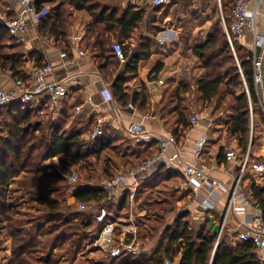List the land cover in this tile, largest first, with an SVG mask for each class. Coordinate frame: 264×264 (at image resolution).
Here are the masks:
<instances>
[{
    "label": "trees",
    "instance_id": "16d2710c",
    "mask_svg": "<svg viewBox=\"0 0 264 264\" xmlns=\"http://www.w3.org/2000/svg\"><path fill=\"white\" fill-rule=\"evenodd\" d=\"M32 1L37 11L45 7L48 10L39 20V33L43 36H52L59 43H66L68 40L71 14L74 11L87 14L86 34L94 38L93 44L97 46L94 54L99 61L104 62L99 67L106 80L109 74L106 71L110 69L113 72L119 65L107 43L109 41L124 43L145 18L144 10L135 9L133 5H126L123 8L122 0ZM235 1L222 0L223 16L227 25H229L228 14ZM163 5L155 6L153 11H160ZM5 14L8 17L15 16L7 12ZM232 44L234 51L224 31L222 20L217 17L205 41L192 47L193 54L204 69L202 77L196 80L195 93L203 107L213 106L219 109L221 114L226 115L227 135L236 140L237 158L239 154L242 158L248 150L251 113L260 115L262 111L254 88L252 53H242L235 39H232ZM153 46V37H141L137 48L122 44L126 63L124 72L135 75L138 62L151 55ZM24 60L19 45L13 41L6 28L0 27V71L8 70L14 77H23L19 69ZM163 66L160 59L156 60L150 69L149 74H153L151 78H155ZM123 82V74L114 75L111 90L113 96L125 106L128 94L124 92ZM188 90V86L178 85L172 92L177 100L173 110L177 113L178 125H181V131L173 133L177 140L182 135L181 132L190 124L180 95ZM136 100H140L141 105L144 104L145 93L143 91L136 93L132 101ZM4 108L5 115L10 117V125L6 134H0V223L8 224L6 237L10 239L11 249L2 264H58L52 257L54 249L66 245L71 253H77L83 246L88 232L97 229L100 223L95 219L94 210H79L75 213L73 210L70 211L71 205L67 203H65L67 210H62L59 193L61 190L63 193L66 190L65 185H60L64 180L63 175L55 170L54 164H48L46 161L58 157L61 159L62 167L66 168L65 166L71 162L68 161L69 159L73 162L85 161L89 156L98 159L103 150H112L115 146L114 139L102 131L101 135L89 142L82 137V128L72 129L70 126L67 129V126L58 121L42 125L40 120L32 117L33 110L19 102L9 103L0 110ZM65 116H67L66 112L63 118ZM262 119L264 121V114ZM146 146L148 145L144 147ZM82 148L84 150H81ZM220 151L223 152H219V157L224 154L223 147ZM153 154L155 153H149L146 158ZM250 158L252 159L249 150ZM164 167V165L159 167L163 173L180 174L179 171ZM115 172L114 168L110 170L105 167L101 174L109 176L107 179L109 180ZM154 174L150 177H154ZM19 175L21 177L18 179V186L14 188L22 190L30 201L36 202L41 207L33 221L20 220L19 210L12 206L9 200L11 181ZM47 180H56L57 183L54 181L46 183ZM165 180L163 182L169 184ZM175 186L168 190L170 197L173 196ZM140 190L138 187L135 196ZM128 192L129 190L124 191L121 201L126 208L129 207ZM103 196L100 187L89 184L77 187L74 192V200L79 203L95 201L101 204ZM251 199L262 209L264 219V189L253 183ZM166 209L163 215L168 216L160 225L152 226L147 232L137 233V238L153 239L161 232L160 245L152 254L137 255L126 252L103 261L102 264H163L165 259L173 261L174 257H178L177 263L173 261L175 264H263L256 257L252 242L246 241L231 249L228 241L221 237L215 245L217 234L209 231L208 221L204 220L202 224H198L191 218L189 211L170 215L166 213Z\"/></svg>",
    "mask_w": 264,
    "mask_h": 264
},
{
    "label": "crops",
    "instance_id": "0c3cea01",
    "mask_svg": "<svg viewBox=\"0 0 264 264\" xmlns=\"http://www.w3.org/2000/svg\"><path fill=\"white\" fill-rule=\"evenodd\" d=\"M127 5H133L135 9L144 10L145 14L151 12L152 26L143 27L142 24L137 26L129 39L125 40L123 45H129L130 48H137L141 37H153L154 43L163 44V52H159L155 46L152 47L151 55L144 60L138 62V68L135 75L124 72L125 71V59L119 60L112 49V45L117 41H109L108 47L110 48L113 58L118 61L119 65L115 71L110 69L107 80L103 77L99 65L104 63L99 61L95 56L97 46L93 44L94 38L87 36V14L74 11L69 20L68 26V40L66 43H59L52 36H43L38 31L39 20L32 19L29 15H25L26 27L19 33L17 37H13L19 47L20 52L24 57V62L19 69L23 78L26 80L29 77V72L36 67H40L44 64H50L52 70L47 74L48 81H64L67 86V94L60 98L57 104V110L53 111L55 118L52 121L35 118L40 120L42 125L47 122L58 121L62 125L67 126L69 129L82 128V137L91 142L88 137V133L96 126L101 125L102 131L108 133L114 142H122L124 140L131 141L133 159H113V156L105 153L109 149L103 150L100 156H110L108 158L109 163H113L115 171L120 168H124L127 165L130 167L136 166L142 159L146 158L149 153H156L159 151V137L169 135L178 131H181V125L177 123V113L174 109L176 106V98L172 95L173 90L178 85H186L189 90L181 95V103L184 105L188 116L193 112L194 108H199L197 124H192L188 117L189 127L182 131L178 142V148L180 150L181 159L186 163L195 162L193 156L194 140L199 138L202 133H207L209 136V142L205 146L203 155L200 161L206 166L207 172L210 176L215 177L230 189L234 183V180L239 176V163L241 161V155L236 158V161L227 160L225 157L226 151L234 149L236 154L238 152L236 140L229 137L226 132V121L228 118L226 115L221 114L219 109L213 108V106L203 107L202 103L197 100L196 97V80L202 77L204 69L199 63L197 57L192 52L193 45L204 42L212 23L217 16L221 18L219 8L215 0H166L160 11H153L155 6L151 5L150 0H125ZM181 1V3H179ZM124 0L121 2L123 6ZM215 4L214 9L210 8ZM48 6L50 4H47ZM180 6V7H179ZM209 8L211 11H208ZM249 8L256 10V31L258 34L264 35V2L261 0H250ZM24 9L19 0H11L10 5L6 7L5 11L9 14L20 13ZM47 9V8H46ZM190 9V10H188ZM223 10V9H222ZM230 14V13H229ZM228 14V17H229ZM156 19V20H155ZM160 20L163 21L161 28L158 27ZM201 33V34H200ZM240 47V51L260 52V48H254V35L253 31L245 27L243 35L239 39H235ZM121 44V45H122ZM186 49L188 54L194 57L199 65L200 72L195 75L193 71H187L183 66H178L181 60L186 58L182 49ZM167 51V52H166ZM64 52L65 57H61L60 54ZM175 54H177L175 56ZM180 58L178 62L174 64L177 58ZM161 60L164 64L163 68L157 74L155 78H151L153 74L150 73V69L156 60ZM174 60V61H173ZM120 74L124 75V82L122 84L124 92L128 94V101L125 106H122L119 100L113 96L111 90V82L115 76ZM192 74L195 76L193 77ZM16 77L8 70L0 71V85L5 88H10L13 85V80ZM104 90L107 92L105 93ZM144 92L146 95V101L141 105L140 100L132 101V97L136 93ZM259 105L261 101L264 102V93L260 94ZM47 97L40 96L39 101L34 103H26L29 109H32V116L35 112L46 110ZM261 108V114H264V108ZM42 109V110H40ZM221 110V109H220ZM66 115L63 118V114ZM251 113L250 119V139L248 149L251 152L252 159L250 161L261 160L264 157V121L262 119L263 114ZM192 116V115H191ZM65 119V120H64ZM141 121L144 126L152 132V139L149 142H136L126 131V126L129 123ZM92 124V125H91ZM101 135V134H99ZM117 143V144H118ZM145 145H148L144 147ZM224 150V154L219 157L220 149ZM173 147L166 151V155H171ZM123 156H127L124 154ZM55 158V157H54ZM114 158H117L114 156ZM104 159V157H103ZM199 161V160H198ZM46 162L49 163L47 160ZM128 168V167H127ZM172 171L180 173L170 174L169 172L163 173L160 169L154 175V177H148L147 179L139 181V189H144L146 192L150 190V185L158 183L168 182L181 179L179 185L174 188L173 196L161 198L162 201L155 203L156 206L160 205L161 211L166 208V213L178 214L184 211H189L191 218L197 221L198 224H202L204 220L208 221V229L212 233H218L220 224V213L225 210L228 203L229 195L225 193L223 199L219 201L214 210L210 213L202 214L199 210L198 203L196 202V193L190 188L186 181L180 167L167 168ZM232 171V173H230ZM115 174V173H114ZM168 175V177L166 176ZM167 177V178H166ZM16 180V178H14ZM256 184L264 189V173L257 174L250 166L247 167L245 172L241 176V186L243 192L251 198V185ZM159 185V184H158ZM12 186V183H11ZM10 186V187H11ZM75 192V191H74ZM203 190L200 193L203 194ZM136 198V196H135ZM125 207L120 203H106L104 200L102 205H106L109 218L115 219L119 216L116 214H124L133 216L132 207ZM72 199L74 200V193H72ZM189 200L188 204H185V208L181 207L183 203ZM69 197H67V205L73 203ZM160 200V199H158ZM174 200L173 205L168 206V201ZM252 200V199H251ZM143 201V199H142ZM142 202L138 203L137 207L139 213L143 208H140ZM143 205H147V202H143ZM170 208V210H168ZM168 210V211H167ZM168 215L164 214L163 218H167ZM122 217V216H121ZM120 217V218H121ZM242 215H233L231 221L227 223L222 232L221 237H224L231 249L236 248L238 245L246 242L240 239L239 233L244 231V225L242 224ZM122 223H117L116 236L122 238L124 230L129 227H133L131 223L134 222L130 218L125 219ZM98 223V222H97ZM145 228V232L147 229ZM96 230V229H95ZM94 230V231H95ZM138 232L135 229V233L127 234L126 241H133L134 251L131 252L137 255H150L160 245V234L155 238H137ZM250 242V241H249ZM254 245V244H253ZM255 254L257 253L254 246ZM124 252V253H126ZM122 253V254H124ZM263 259L259 260L264 264V250L262 252ZM173 261L177 263L178 257H174Z\"/></svg>",
    "mask_w": 264,
    "mask_h": 264
},
{
    "label": "built area",
    "instance_id": "2783aa9c",
    "mask_svg": "<svg viewBox=\"0 0 264 264\" xmlns=\"http://www.w3.org/2000/svg\"><path fill=\"white\" fill-rule=\"evenodd\" d=\"M165 1L150 0V3L153 6H158ZM261 1L264 2V0ZM19 2L24 5V9L15 16L8 17L6 14L0 13V27L6 28L12 37H17L25 29V15H29L32 19L38 21L48 11L46 8L37 11L32 0H19ZM215 2L219 8L222 25L233 51L232 39H239L243 35L245 27L253 31L254 48H260L259 53L255 50L252 53L253 82L255 91L260 96V94L264 93V35L258 34L256 31L257 12L249 8L250 0H236L231 8L229 25H227L223 16L222 0H215ZM112 49L119 60L123 61L125 59L121 43L114 42ZM60 56L65 57V53L62 52ZM51 70L52 66L50 64H44L33 68L29 72L27 80L23 77H16L10 88L0 85V108L12 102H19L24 105L32 102L36 103L39 101L40 96H44L47 97L45 107L51 112L57 110L59 99L67 94V86L64 81H48L46 76ZM104 92L106 93L107 91L104 90ZM246 92L249 94L248 89H246ZM260 106L264 108L263 101H261ZM190 122L197 124L199 122L198 116L192 115ZM126 131L136 142H149L153 135L141 121L129 123L126 126ZM101 132V125H96L88 133V137L92 140L101 134ZM208 142L209 136L207 133H202L199 138L195 139L193 142L195 162L186 163L181 159L176 137L172 134L160 136L158 152L142 160L134 167L118 169L111 179L104 181L100 187L101 193L104 194L102 201L104 200L107 204L120 203L124 191L129 190L128 201L130 206H132L139 181L147 179L156 173L161 165L167 168L180 167L188 185L196 193V202L202 214H207L214 210L217 203L223 199L225 193L229 195L225 210L220 213L219 231L215 245L221 236L224 226L231 221L232 214L242 215V224L245 227L244 231L239 233V237L243 241L252 242L256 248L258 259L262 260V252L264 250V219L262 209L243 192L241 176L249 166L257 174H263L264 157L261 160L250 161L248 149L243 154L239 163V176L234 180L232 187L229 189L224 182L210 176L206 166L200 161ZM171 147H173V152L168 156L166 155V151ZM225 157L227 160L236 161L237 154L234 149H229L226 151ZM77 179L78 173L72 171L69 176L70 184L76 183ZM200 190L204 191L203 194L200 193ZM79 209L94 210L95 219L100 223V226L93 231L94 235H91L93 236L94 246L98 251L106 253V257L108 258L118 257L126 251H134L133 241H126L125 239L127 234L133 233L134 235V226L126 228L122 238H120L116 236L117 223L109 218L106 205L101 206L100 203L91 201L79 203ZM163 264L175 263L169 259H165Z\"/></svg>",
    "mask_w": 264,
    "mask_h": 264
},
{
    "label": "rangeland",
    "instance_id": "374dc122",
    "mask_svg": "<svg viewBox=\"0 0 264 264\" xmlns=\"http://www.w3.org/2000/svg\"><path fill=\"white\" fill-rule=\"evenodd\" d=\"M3 1L1 0L0 2L1 3L0 13L5 14V12L3 11H5L6 7L10 5L11 0H3ZM185 1H189V0H185ZM166 2L167 1H165L164 3ZM127 3L128 2L124 0L123 6H126ZM179 3H181V1ZM214 7H215V4L214 5L212 4L210 6V8H213V9ZM210 8L208 11H211ZM78 12L82 13L80 11ZM152 20L153 18H151V12H149L148 14L146 13L144 21L141 24L143 27H145L146 25L152 26L153 25ZM157 25L159 28H161V26L163 25V21L160 20V22ZM154 46L156 47V49H158L159 52H163L162 50L164 48L163 44L161 45L160 43L159 44L154 43ZM180 48L182 49V47ZM185 50L186 49L181 50L183 52L182 54H184V56L186 57L183 60V62L181 60L180 63H177L178 60H180V58L178 57L173 65L177 63L179 67L183 66L187 69V71H189V73L190 71H193L196 75L200 72L198 62L194 57H192V55L188 54L187 51ZM176 55L177 54H175V56ZM192 76L195 77L193 74ZM196 109L198 110L199 108L198 107L194 108L193 112L188 116L189 118L191 117V115H198V111ZM34 114L35 115L32 116L33 118H43V119H46V121L47 120L52 121V119L55 118V115L49 109L43 110L42 112L38 111V112H35ZM9 119L10 117L8 118L7 115H5V108L1 109L0 110V134L1 135L6 134V132L9 131V125H10ZM117 143L118 142L115 143V146L112 148V150H108L105 153H108L109 155L113 156V159H116L119 161L120 159L122 161L124 159L126 160L133 159L132 150H129V154L127 153L128 149H134V147L130 144L131 141L129 142L128 140H124L118 144ZM81 150H84V148H82ZM124 154H127L128 157L123 156ZM114 156H116L117 158H114ZM108 157L110 156L108 155L100 156L98 159H95L94 156H89L88 158H86L85 161L78 160L74 162L72 159H69L68 161H71V162L70 164H68V166H65L66 168L62 167L63 164L61 162V159H59L58 157L51 158L48 160L50 164H54L55 170L59 172L61 175H63L64 180L60 182L61 183L60 185L61 186L65 185L66 190L64 193L62 192V190L59 193V198L62 202V205H61L62 210L64 211L67 210L66 204H65L67 203V197L73 200L72 193H74V191L77 190V187L82 186V185H88V184L93 185L94 187H101L103 185L104 181H106L109 176L107 177L106 175H102L101 174L102 169H104L105 167L110 170H113V168H117V167L112 166L114 165L113 163L108 162V159H110ZM126 167H130V165H127ZM72 171L78 173V179L76 183H74L73 185L70 184L69 182V176ZM20 177L21 176L19 175L16 177V180L13 179L11 181L12 186L9 188V195H10L9 200H10L11 205L19 210L18 218H20V220L33 221V218L37 217V215L39 214L41 207H39L38 204H36V202L30 201V199L27 197V195L23 193L22 190H18L14 188L18 186V181H19L18 179H20ZM52 181L57 183L56 180H52ZM52 181L47 180L46 183L47 182L52 183ZM175 181H176L175 183L172 182L170 184H165L164 182L163 183L160 182L158 183L159 185L158 184L150 185L149 186L150 190H148L147 192L144 188H142L141 190L139 189L140 192L136 195V198H135V202H136L134 203L135 206L132 207L133 216L127 217L128 214L127 215L116 214L117 216L118 215L119 216L116 219H115V216H113L114 217L113 220L117 223H122V221H125L124 216H125V219L130 218L132 221L134 220V222H132L131 224L134 225L138 233H143L145 231L144 229L147 227H149L147 229V231H149L152 226L160 225L163 222V219L165 218L162 217L163 211H161V209H158L161 206L160 205L156 206V204L162 201L161 198L168 197L169 196L168 190L172 189V187L175 185H179L180 181L182 180L181 179L177 180L176 178ZM142 199H144L143 201L147 202V205L145 206L143 205ZM140 201L142 202V205L140 208H143V210L140 211L142 214H140L139 209L136 208L138 203H140ZM188 202L189 200L186 199V202L183 203L181 207L185 208L184 205L188 204ZM173 203H174V200H169L168 206L173 205ZM69 209L70 211L73 210L75 211V213H78V211L80 210L79 202H76L75 200H73V203L71 204ZM88 211H91V209H88ZM7 229H8L7 222L0 223V264L4 263L6 258L10 254L11 242H10V239L6 237ZM91 235H94L93 230L88 232L87 238L83 246L81 247L80 251H78L77 253L75 254L71 253L66 248V245H64L62 248L54 249L52 252V257L57 261L58 264H102L103 261H108L110 258L106 257L107 256L106 253L98 251L96 247L94 246V242L92 240L93 236Z\"/></svg>",
    "mask_w": 264,
    "mask_h": 264
},
{
    "label": "water",
    "instance_id": "95a60500",
    "mask_svg": "<svg viewBox=\"0 0 264 264\" xmlns=\"http://www.w3.org/2000/svg\"><path fill=\"white\" fill-rule=\"evenodd\" d=\"M263 70H264V68H263Z\"/></svg>",
    "mask_w": 264,
    "mask_h": 264
}]
</instances>
